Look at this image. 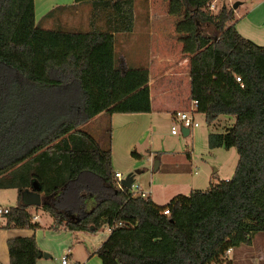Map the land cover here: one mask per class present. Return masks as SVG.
<instances>
[{"label": "trees", "instance_id": "16d2710c", "mask_svg": "<svg viewBox=\"0 0 264 264\" xmlns=\"http://www.w3.org/2000/svg\"><path fill=\"white\" fill-rule=\"evenodd\" d=\"M75 1L101 7L108 27L43 29L34 0H0V189L18 198L2 215L6 226L40 227L23 202L36 182L39 207L57 226L93 233L121 223L95 251L101 264H219L251 245L264 233V47L237 30L227 4L215 14L214 0H169V13L182 16L176 31L190 55L197 112L209 124L235 116L209 134V146L235 147L239 159L230 179L158 205L117 187L109 123L102 138L79 127L99 113L150 111L148 69L115 63L114 33L132 29V2ZM6 244L9 264H36L34 235Z\"/></svg>", "mask_w": 264, "mask_h": 264}, {"label": "crops", "instance_id": "0c3cea01", "mask_svg": "<svg viewBox=\"0 0 264 264\" xmlns=\"http://www.w3.org/2000/svg\"><path fill=\"white\" fill-rule=\"evenodd\" d=\"M129 1L132 2L133 26L130 31H119L114 33V53L116 54L117 52L119 55V64V59L121 58V64H123V67H127L124 62V52H118L115 49L116 42H118L121 49L123 48L129 53L131 49H127L133 48L135 38L139 36L140 31H144L145 33L147 31L148 38L144 45L145 50L136 48L134 52L139 53L143 51V53L147 54L145 62L138 63L137 67H146L148 69L150 111L145 113H113L111 115L99 113L85 123L92 124L93 122H102L105 125L109 123L111 126V153L115 172H118L116 170L120 166L129 168L136 165L135 158L131 156V151L133 150L141 156L142 154L140 152L147 149L151 159L153 158L152 155L155 156L157 152L161 150H164V152H161L159 155L157 154L160 158L170 153L166 151L167 148L157 145L154 140L156 139L154 133L155 126L159 117L166 115L171 121V118L174 119L173 113L175 111L196 108L194 106V100L191 99L190 55L184 52V44L180 40L181 35L176 31V23L182 19V16L169 13V0ZM217 1L218 0H216V2ZM90 2L91 1L76 2L75 0H34L35 22L39 24L41 28L48 30L60 29L70 32H87L92 28L104 30L108 27L105 13L103 10H95L92 7V2ZM190 133L191 131L189 134ZM157 158L158 157H156L154 161L152 159L153 165ZM158 168L159 165L157 169ZM130 177L133 181L134 177ZM0 190L4 192L2 193V197H0L1 206L10 207L17 204L18 198L16 189L6 188ZM147 191L150 194V187ZM152 201L156 203L155 199ZM93 203L94 198L92 196H87L85 209L87 211L90 210L92 207L90 209L89 207L91 204L93 205ZM32 220L39 223V225H42L41 222H43V220L49 222V219H43L39 214H34ZM56 227L59 228L57 225ZM63 229L68 230L65 226ZM100 230L93 233L76 230L68 231L74 234L77 241L87 242L89 252L97 256L95 251L109 235L108 231L101 232ZM259 234L264 235V233L255 234L252 244L246 246L253 247L255 245L254 240ZM30 235L35 236L38 248L41 252L50 251V244L45 243V238H43L44 234L42 235L39 230L6 226L5 218L1 219L0 264H9L6 244L8 238ZM243 246L244 245H241L230 249V251L227 252V255H229L228 259L233 262L241 263L243 260L237 258V252L240 251ZM72 255L73 254H71V256ZM45 259L44 257H38L36 264H50ZM93 260L95 264H101L100 258L97 261L95 258Z\"/></svg>", "mask_w": 264, "mask_h": 264}, {"label": "rangeland", "instance_id": "374dc122", "mask_svg": "<svg viewBox=\"0 0 264 264\" xmlns=\"http://www.w3.org/2000/svg\"><path fill=\"white\" fill-rule=\"evenodd\" d=\"M236 2L240 4L234 9L235 15L232 23H235L237 30L244 37L264 47V0H218L215 3L217 8L210 10L217 14L223 4L232 7ZM91 4L95 10L101 9V7ZM147 38V31L146 33L140 31L139 36L135 38L133 48L127 49H131L129 53L125 49H121L118 42H116L115 49L118 52H124V62L128 68L137 67L138 63L145 62L147 59V54L143 51L134 52L136 48L145 50L144 45ZM118 58L119 55L116 52L115 63L117 66L123 67V64H121L122 59H119V64ZM195 120L199 123V126L191 129L189 135L185 136L182 128H180L177 135H173L171 129L176 121L172 118L170 121L166 115L160 116L155 126L156 139L154 140L157 145L167 148L166 151L170 153L161 158L158 155L164 150L157 152V156L152 155L153 161L158 157L155 162H157L159 168L157 170L153 169V161L146 149L140 152L142 154L140 157H134L136 160L135 166L129 168L120 166L116 171L120 172L123 178L128 175L133 176V182L143 190H148L150 187L151 192L148 196L152 200L155 199L158 205L168 204L175 195H189L194 190H205L219 180L232 177L239 159L237 149L235 147L230 149L225 147L211 148L209 146V134L224 132L228 126L234 124L235 116L220 115L213 124H209L206 121L205 114L196 112ZM106 126L102 122L79 125L82 130L95 138L104 137ZM112 168L115 172L113 164ZM130 191L135 192L136 190L130 188ZM2 193H4L3 190H0V197H2ZM93 205L91 204L89 209ZM28 209L32 215L39 214L43 219H49V222L43 220L42 225L37 230L42 235L44 234L45 243L51 246L50 251L45 252L50 255L49 258L45 259L50 264H61L60 257L67 253L68 249L73 254L69 256V264H95L93 259L95 258L96 261L99 259L98 256L89 252L87 242L77 241L74 234L63 229L64 226L57 228V223L54 222L53 218H50L49 213L39 206L30 205ZM1 219H4L2 215H0ZM100 231L106 232L107 227H102ZM254 243L253 247L244 245L237 252V258L243 260L241 263L230 261L228 259L229 255H227L226 259L219 264H264V235L259 234Z\"/></svg>", "mask_w": 264, "mask_h": 264}, {"label": "built area", "instance_id": "2783aa9c", "mask_svg": "<svg viewBox=\"0 0 264 264\" xmlns=\"http://www.w3.org/2000/svg\"><path fill=\"white\" fill-rule=\"evenodd\" d=\"M215 3H216V0H214L211 3V5H210L211 10H214L217 8ZM237 80L240 81V78L237 77ZM194 106L196 107L195 109L184 110V111L183 110H177L173 113L174 121H176L175 122L176 124H173L172 129H171V133L173 135H177L180 131V128H187V129H189V131H191V129H193L194 127L199 126V123L196 122V120H195V113L197 111V102L196 101H194ZM114 177L116 180L117 187H119V188L123 187L121 185V180L123 179V175L120 172H114ZM130 188L136 190L135 192H132V194L134 196L138 195L141 197H147L149 194L147 190L141 189L140 186L135 184L133 181L131 183ZM7 212H8V207H4V206L0 205V215H3ZM164 213L170 214L171 212L169 209H165ZM34 217H36V216H34ZM120 225H121L120 222L115 224V226H120ZM115 226H107L108 233H110L112 231L113 227H115ZM70 255H71V251L68 249L67 253L63 254L60 257V263L61 264H69V256Z\"/></svg>", "mask_w": 264, "mask_h": 264}, {"label": "water", "instance_id": "95a60500", "mask_svg": "<svg viewBox=\"0 0 264 264\" xmlns=\"http://www.w3.org/2000/svg\"><path fill=\"white\" fill-rule=\"evenodd\" d=\"M239 2L234 3V5L232 6L234 9H236L239 6ZM182 132L184 133L185 136H187L189 134V129L187 128H182ZM154 168L153 169H157L158 165L157 162L154 163ZM131 183H132V179L127 176L125 178H123L121 180V185L129 188L131 187ZM33 189L34 190H26L23 193V202L29 205H34V206H39L40 205V193L38 192V185L36 182H33ZM50 255L45 253V252H38L37 253V257H44V258H48Z\"/></svg>", "mask_w": 264, "mask_h": 264}]
</instances>
